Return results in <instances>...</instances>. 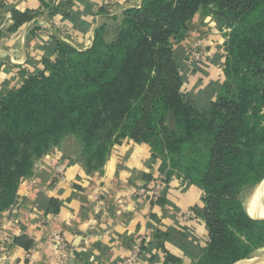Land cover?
I'll use <instances>...</instances> for the list:
<instances>
[{"label":"trees","instance_id":"1","mask_svg":"<svg viewBox=\"0 0 264 264\" xmlns=\"http://www.w3.org/2000/svg\"><path fill=\"white\" fill-rule=\"evenodd\" d=\"M198 12L230 29L224 80L208 109L180 92L170 47ZM56 53L0 101V217L33 160L65 137L81 143L93 170L129 138L205 193L208 244L190 264H231L264 247V220H252L238 198L264 178V0H143L124 12L113 40L99 29L88 50L56 45ZM161 264L184 263L164 252Z\"/></svg>","mask_w":264,"mask_h":264},{"label":"crops","instance_id":"2","mask_svg":"<svg viewBox=\"0 0 264 264\" xmlns=\"http://www.w3.org/2000/svg\"><path fill=\"white\" fill-rule=\"evenodd\" d=\"M142 1L46 0L45 8L41 0H0V101L42 70L43 60L56 59V45L88 50L97 30L106 31ZM15 14L31 18L18 23ZM229 33L215 17L198 12L177 44L180 92L200 109L210 108L224 80ZM197 49L208 55L204 66L190 61L189 50ZM166 125L175 127L171 114ZM157 183L156 201L140 193ZM204 197L147 145L121 139L93 170L81 143L67 136L33 160L13 206L1 214L0 264H61L55 235L66 245V264H124L138 244L134 264H161L164 252L196 263L208 242Z\"/></svg>","mask_w":264,"mask_h":264},{"label":"rangeland","instance_id":"3","mask_svg":"<svg viewBox=\"0 0 264 264\" xmlns=\"http://www.w3.org/2000/svg\"><path fill=\"white\" fill-rule=\"evenodd\" d=\"M124 14V13H123ZM122 17H123V15H122ZM122 17H121V19H122ZM121 19L120 18H116V26L113 24L112 26H110V27H108L107 28V30L106 31H104V37H105V39H107V41H111V40H113V38L116 36V33H117V31H118V26H119V24L121 23ZM114 26V27H113ZM177 44L178 43H176L175 41H173V39L171 38L170 39V47H171V51L173 52V54H175V56H176V49H177ZM197 51H200L199 49H197ZM190 50H189V54H190ZM203 53V52H202ZM203 55H204V60H197V62L194 60L195 58L194 57H189L190 58V61L192 62V63H195V64H197V66L198 67H200V66H204V65H206L205 63H207V62H209L208 61V55H207V53H203ZM225 57H226V55H225ZM263 180H264V178H263ZM262 180V181H263ZM261 181V182H262ZM260 182V183H261ZM259 183V184H260ZM258 184V185H259ZM258 185H255V186H248V187H245V188H243L242 190H241V192H240V194H239V196H238V198H239V200H240V202L242 203V206H243V208H244V210L246 211L247 210V204H248V201H249V199H250V197L255 193L254 192V190L255 189H257L258 187ZM257 187V188H256ZM256 191V190H255ZM204 207H205V205H204ZM252 220H257V221H259V220H264V219H253V218H251ZM207 244H208V242H207ZM206 244V245H207ZM206 247V246H205ZM262 256H264V247H262V248H259V249H256L248 258H246V259H242V260H239V261H236V262H233V263H231V264H237V263H239V262H241V261H243V260H248V259H255V258H259V257H262Z\"/></svg>","mask_w":264,"mask_h":264},{"label":"built area","instance_id":"4","mask_svg":"<svg viewBox=\"0 0 264 264\" xmlns=\"http://www.w3.org/2000/svg\"><path fill=\"white\" fill-rule=\"evenodd\" d=\"M191 57H194L195 61L197 62V60H204V55L197 50H193L190 53ZM60 169L57 168V174L58 176H60ZM160 190H161V185L159 183L155 184L151 189H142L140 191L141 194H146L149 196V199H152L154 201H156L160 195ZM187 216L189 217V214H187ZM54 239L56 240L57 243V251L60 253L61 255V264H66V262L64 261V253H65V249H66V245L62 242L61 238L58 237L57 235L54 236ZM141 254V245L138 244L137 247H135L132 251V254L128 257V259L125 261L124 264H134L135 261L137 260V258L140 256ZM63 255V256H62Z\"/></svg>","mask_w":264,"mask_h":264},{"label":"bare ground","instance_id":"5","mask_svg":"<svg viewBox=\"0 0 264 264\" xmlns=\"http://www.w3.org/2000/svg\"><path fill=\"white\" fill-rule=\"evenodd\" d=\"M264 191V180L258 185L255 193L250 197L247 204V214L249 217L258 219L264 217V207L261 203V197ZM241 264V263H238Z\"/></svg>","mask_w":264,"mask_h":264},{"label":"water","instance_id":"6","mask_svg":"<svg viewBox=\"0 0 264 264\" xmlns=\"http://www.w3.org/2000/svg\"><path fill=\"white\" fill-rule=\"evenodd\" d=\"M241 264H264V256L239 262ZM238 264V263H237Z\"/></svg>","mask_w":264,"mask_h":264}]
</instances>
